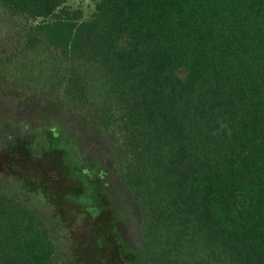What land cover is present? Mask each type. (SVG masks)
I'll list each match as a JSON object with an SVG mask.
<instances>
[{"label":"trees","instance_id":"trees-1","mask_svg":"<svg viewBox=\"0 0 264 264\" xmlns=\"http://www.w3.org/2000/svg\"><path fill=\"white\" fill-rule=\"evenodd\" d=\"M65 1L0 0L36 23L0 59L7 95L105 140L151 264H264V0H97L87 20ZM56 256L0 192V264Z\"/></svg>","mask_w":264,"mask_h":264},{"label":"flooded vegetation","instance_id":"flooded-vegetation-1","mask_svg":"<svg viewBox=\"0 0 264 264\" xmlns=\"http://www.w3.org/2000/svg\"><path fill=\"white\" fill-rule=\"evenodd\" d=\"M12 86L0 78V103H12L5 113L22 114L11 124L0 119V192L43 219L57 264H151L133 197L123 186L125 192L108 191L105 168L93 154L84 156L83 138H64L66 129L57 124L31 127L28 117L41 120L56 111L45 100L9 97L5 91ZM75 124L76 134L88 137L76 119ZM107 165L113 167L109 160ZM75 235L80 244L73 241ZM63 240L68 256L59 253Z\"/></svg>","mask_w":264,"mask_h":264},{"label":"rangeland","instance_id":"rangeland-1","mask_svg":"<svg viewBox=\"0 0 264 264\" xmlns=\"http://www.w3.org/2000/svg\"><path fill=\"white\" fill-rule=\"evenodd\" d=\"M97 0H66L65 6L69 7L71 10L79 9L82 11V20L89 19L91 12L93 10V5ZM35 22L25 19L20 15H11L7 9L0 5V59L11 58L12 56H19L23 54L25 48V41L29 37V34L33 31ZM0 119L3 117L4 121L10 124L13 120L21 118V113L15 116L14 113L6 112V109L12 108L10 105L12 103L5 104L0 103ZM18 108V107H15ZM68 115V118H67ZM69 112H54L50 116L44 117L41 120L33 119V117H28L30 126L37 127L38 125L44 126L45 124H51V126L58 125L60 128L66 129L67 135H63L64 138L78 135V137L83 138L82 147L84 146L83 154H93L92 157L101 162L105 168L106 176L105 179L108 182V190L110 193L115 189L118 190V194L121 193L122 185L119 183L116 171L110 165H107V152H106V142L102 138L88 136L85 137L82 133H77L75 120ZM39 121V122H38ZM1 122V121H0ZM34 122V123H33ZM33 123V124H32ZM76 131V132H75ZM81 132V131H80ZM80 135V136H79ZM123 192H125L122 189ZM60 256L66 254L69 255L70 249L66 247V240L60 242Z\"/></svg>","mask_w":264,"mask_h":264}]
</instances>
